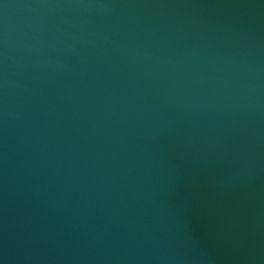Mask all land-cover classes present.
<instances>
[{
    "label": "water",
    "instance_id": "95a60500",
    "mask_svg": "<svg viewBox=\"0 0 264 264\" xmlns=\"http://www.w3.org/2000/svg\"><path fill=\"white\" fill-rule=\"evenodd\" d=\"M0 264H264V0H0Z\"/></svg>",
    "mask_w": 264,
    "mask_h": 264
}]
</instances>
